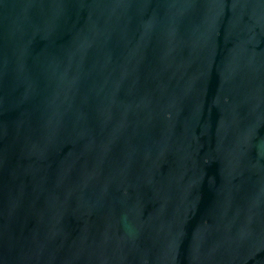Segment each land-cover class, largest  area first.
<instances>
[{
  "label": "water",
  "instance_id": "obj_1",
  "mask_svg": "<svg viewBox=\"0 0 264 264\" xmlns=\"http://www.w3.org/2000/svg\"><path fill=\"white\" fill-rule=\"evenodd\" d=\"M0 264H264V0H0Z\"/></svg>",
  "mask_w": 264,
  "mask_h": 264
}]
</instances>
